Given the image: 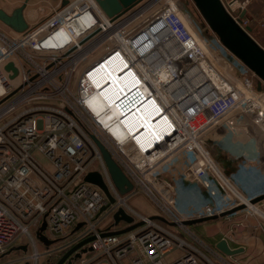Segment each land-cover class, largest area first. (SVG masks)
Segmentation results:
<instances>
[{
	"label": "built area",
	"instance_id": "obj_1",
	"mask_svg": "<svg viewBox=\"0 0 264 264\" xmlns=\"http://www.w3.org/2000/svg\"><path fill=\"white\" fill-rule=\"evenodd\" d=\"M147 1L112 20L95 0H71L22 33L0 28V264L9 252L25 246L38 261L37 232L45 222L49 240L86 226L71 248L94 236L84 246L92 250L81 252L72 264H244L238 255L220 252L187 222L241 205L264 216L251 203L257 196L248 194L226 168L230 157H243L242 169L264 165V124L259 120L264 119V86L259 89L255 81L261 80L218 38H211L240 76L230 71L171 0L141 28L127 32L125 23ZM221 1L246 27L241 14L252 0ZM158 25L155 37L147 35L142 47L163 36L165 45L181 49L176 56L164 57L154 49L153 57H144L148 51L137 40ZM108 61L113 68L125 64L117 73L122 88L97 112L89 99L109 88L96 85ZM10 63L17 74L7 69ZM191 85L197 94L185 97ZM141 113L144 118L159 113L150 119L154 130L137 129ZM114 125L126 135L114 133ZM97 142L132 181L133 191L120 193ZM242 146L255 153L235 156ZM95 171L115 198L103 212L107 195L85 180ZM187 193L191 204L198 203L189 212L181 208ZM133 194L146 197L157 213L133 207ZM120 208L133 223L115 225ZM139 223L126 233L105 235ZM19 234L27 236L29 246L15 244ZM55 252L57 262L66 253Z\"/></svg>",
	"mask_w": 264,
	"mask_h": 264
},
{
	"label": "water",
	"instance_id": "obj_2",
	"mask_svg": "<svg viewBox=\"0 0 264 264\" xmlns=\"http://www.w3.org/2000/svg\"><path fill=\"white\" fill-rule=\"evenodd\" d=\"M30 1L31 0H25V2L21 6L16 8L12 13H8L3 8H1L0 21L16 33H22L26 31L29 28V24L25 19L24 10L26 9ZM95 1L107 17L111 18L112 20H116L134 10L144 0ZM68 2L69 0H64L63 5H67ZM193 2L198 11L200 12L201 16L209 26L210 30L218 38L221 45L261 80L259 85V89H261V84L264 83V47L261 46L258 41L251 35V29L249 27H243L240 20L237 21L236 19H234V17L227 11L221 0H193ZM181 9L197 27V22L195 21L193 14L189 10V8H187L185 5H181ZM245 15L246 11H243L241 17H245ZM198 31L203 41L206 43L207 46L212 48L213 52L221 60V62L236 76H240V72L233 65H231L227 58L221 55L218 49L214 46L211 41V38H209L210 36L205 33V31L201 27H198ZM7 69H12L14 70L15 74H17V70L14 68L12 63L7 66ZM259 120L261 123L264 124V119L259 118ZM97 144L103 154L105 163L108 167L111 177L120 193L125 195L133 191L134 185L129 179V177L112 158L109 151H107L106 148L100 142H97ZM85 180L100 187L107 195L109 199V204L102 209V212L105 211L111 204L115 203V198L109 192L108 187L103 181V178L99 172L95 171L88 173ZM262 200H264V194L253 198L251 200V203L258 204ZM245 207V205H241L221 215L190 220L187 222V224L193 225L208 220L218 219L220 217L237 212L238 210H242ZM156 218L163 222L165 221V219L161 217ZM114 220L115 225H118L120 221H125L128 224L134 222V218L127 214L123 208H120L115 213ZM139 225H141V223L131 225L130 227L120 231L105 233V235L123 234L130 230H133ZM46 226V222L43 223L42 227L37 232V238L44 244L49 245L52 241H50L44 234ZM81 227L82 223H80L76 227V230H79ZM93 239L94 236L77 243L69 251H67L56 264H72L73 259L81 257V252H87L88 250H92L91 247L85 248L84 246L91 242ZM216 248L227 256L238 255L244 250L242 248H231L226 239H222L221 241H219L216 244ZM23 249H26V247H23ZM80 249L81 251H79ZM73 254L75 255L72 256Z\"/></svg>",
	"mask_w": 264,
	"mask_h": 264
},
{
	"label": "rangeland",
	"instance_id": "obj_3",
	"mask_svg": "<svg viewBox=\"0 0 264 264\" xmlns=\"http://www.w3.org/2000/svg\"><path fill=\"white\" fill-rule=\"evenodd\" d=\"M169 1V0H168ZM173 3L177 4L178 10H180L181 14L185 18V13L181 9V5H185L189 10L192 12L193 17L195 21L197 22V27L193 22L188 18V24L191 26V28L196 32V34L202 39L200 36V33L198 31V27H201L205 33H207L210 38H215L216 35L210 30L209 26L201 16L200 12L196 8L193 0H171ZM144 2V1H143ZM143 2H141L139 5H141ZM155 2V1H154ZM150 3L145 4L142 9ZM138 5V6H139ZM167 6L166 0H159L153 3L151 6H147L142 13L138 14L135 18L130 19L127 23H125L127 32H133L139 28H141L143 25L146 24L148 19L153 16L156 13H159L162 11L164 7ZM149 7V8H148ZM141 11V10H140ZM139 11V12H140ZM133 10L129 13H132ZM127 13V14H129ZM247 14L248 18L244 22V26L249 27L251 29V35L258 41V43L264 47V0H252L250 1L248 7H247ZM1 29H6L4 26L0 25ZM6 31V30H5ZM217 38V37H216ZM256 83L260 84L261 81L258 79L255 81ZM261 86H264L262 83ZM42 164L47 165V162H43ZM93 168L95 170L99 169V164L95 163L93 165ZM134 195V194H133ZM129 203L137 208L139 211L153 215L156 214V208L154 205L143 195H134L132 196L131 201ZM258 206L260 207V210L264 212L262 206H260V203H258ZM198 208V203L190 204L187 199H184V201L181 203V208L185 212H189L190 208ZM239 222L241 225L240 227H245L246 232L241 231V233H237L234 230H229L230 226L228 224ZM122 226V225H121ZM87 227L85 226L83 229L79 231V233L84 232ZM227 228V232H226ZM195 231L198 233L199 236L207 240V242L213 243L214 240H217L220 236L228 235L229 237H233L237 240L238 237L242 242L247 243V239L249 237H252L255 235L256 238H260V244H264V216L261 212H252L250 210H246L245 208L242 210H238V213L231 215V217H220L218 219L214 220H208L201 222L194 227ZM74 230V229H73ZM72 230V232H73ZM36 233V231H33ZM223 232V233H222ZM218 233L216 237L211 236V234ZM76 234H70L67 237L57 238V239H50L52 241L57 240L56 244L59 246L55 248L62 247H68L75 239ZM36 237V235H35ZM37 244L39 247V251L41 253V256L38 258V261L35 260L36 257H34V250H32L30 247L17 251H11L9 255L3 260L2 264H52L54 260L57 258V253L55 250H50L49 246H46L42 242H40L38 239ZM15 244H22V245H28L29 241L26 235L19 234L17 239L15 240ZM238 245L240 243H237ZM14 247V246H13ZM57 249V250H58ZM59 255V254H58ZM259 260V258H256ZM261 259V258H260ZM79 259L75 261L78 262Z\"/></svg>",
	"mask_w": 264,
	"mask_h": 264
},
{
	"label": "crops",
	"instance_id": "obj_4",
	"mask_svg": "<svg viewBox=\"0 0 264 264\" xmlns=\"http://www.w3.org/2000/svg\"><path fill=\"white\" fill-rule=\"evenodd\" d=\"M63 1L64 0H31L28 3L26 9L24 10L25 19L27 23L29 24V26L37 25L41 21L47 19L49 16L53 14L55 10H57L61 6H64ZM24 2L25 0H0V9L3 8L8 13H12L16 8L21 6ZM153 3H151V5ZM0 25L4 26L6 28L5 29L6 32H8L9 34L16 33L12 29L4 25L1 21H0ZM111 75H114V74L111 73ZM109 77L110 76L106 75L105 79H108ZM216 153L219 157H221L220 159L224 158L223 156L224 154L222 155L218 151H216ZM245 153L247 155L248 154L253 155L255 152L250 147L244 148L242 146L241 148L238 149L237 153H235V156H237L238 154L243 156ZM230 158L231 159H228L226 161L227 163L226 168L229 170V172L234 174V176L237 178V181L240 183L243 189L248 194L255 195V196H260L264 194V165L255 163L253 165L250 164L249 166L248 164L247 166L249 167H247L246 169H242L240 165L245 163L243 157H240L238 159H236L235 157H230ZM138 195H141V194H138ZM132 196L130 198V201L132 199ZM188 197H191V196H188V193L184 194L182 202L184 201V199H187V201L191 204L192 203L190 202L191 198H188ZM260 206H262L264 210V200L260 202ZM240 225L241 224L239 222L230 223L228 224V226H230L229 230L230 229L234 230L237 233L238 232L241 233V231L246 232V229H244L245 227H240ZM226 232H227V228H226ZM217 234L218 233H214V234H211V236L216 237ZM224 238L227 239L231 248L244 249L242 253L238 254V256L242 259V262L244 264H264V244H260L259 242L260 238H256L254 235L252 237H249L247 239V243H245V242H242V240H240L239 237H238L239 240H237L225 234V236H220L217 240H214L213 244H215L216 246V244ZM237 243H240V244L238 245ZM256 258H259V260H257Z\"/></svg>",
	"mask_w": 264,
	"mask_h": 264
},
{
	"label": "bare ground",
	"instance_id": "obj_5",
	"mask_svg": "<svg viewBox=\"0 0 264 264\" xmlns=\"http://www.w3.org/2000/svg\"><path fill=\"white\" fill-rule=\"evenodd\" d=\"M147 3H150V4H148V5H146L140 12H138L136 15H133L130 19H132V18H134V17H136L138 14H140V13H142L144 10H145V8L147 7V6H150L151 5V3H153V1H147ZM146 3V4H147ZM180 17L182 16L183 18H184V16L180 13V11H179V13H177ZM182 18V19H183ZM185 21H187L188 22V18L185 16ZM189 23V22H188ZM162 24V23H161ZM152 25V24H151ZM151 25H149V26H151ZM148 26V27H149ZM159 26L160 25H158V26H156V27H154L153 29H151V30H149L148 32H147V34H145V35H143L142 37H140V38H138V40H137V43L140 45V47H142V45L144 44V43H146L147 41L145 40V39H147V35L149 36V38H150V36L153 38V37H155V32H157L158 31V29L157 28H159ZM187 26H188V24H187ZM190 28H191V26H190ZM192 29V28H191ZM193 30V29H192ZM194 31V30H193ZM160 32V31H159ZM141 32H139L137 35H139ZM195 34H196V32H195ZM136 35V36H137ZM167 40L168 39H165V38H163V36L162 37H160V38H157L155 41H154V43L153 42H149L148 41V43L146 44V45H144L143 47H142V49H144V51L143 52H146V51H148L145 55H144V57L145 56H148L149 54L150 55H152V57L154 56V54H156L157 53V51H155V53H153V54H151L152 52H153V50L155 49V50H160L161 51V53H162V55H164V57H167L168 55H174V56H176V54H178L179 53V51H181V49L180 48H171V46H167V45H165V43L167 42ZM137 44V45H138ZM172 44V43H171ZM153 47V49L152 50H150L151 48ZM168 48H170V51H168L169 49ZM150 50V51H149ZM170 53V54H169ZM141 55V54H140ZM149 55V56H150ZM166 55V56H165ZM171 55H170V57H171ZM106 66H108V67H106ZM118 66V65H117ZM114 66V68H113V63H111V61H108V62H106L105 64H103V66H102V75L100 76V79L98 80V82L96 83V85L99 87V86H101L102 88H104V87H106V86H109V88L106 90V91H104V92H102L101 93V91L99 90V92H100V94H99V92H97V94H93V95H91V98L89 99L90 100V105H91V107L94 109V110H96L97 112L98 111H102V110H104V109H106L108 106H109V104H110V101L113 99H115V89H120V88H122L121 86H122V83H121V81L119 80V76H118V71L120 70H122L123 68H125V64L123 65V63L120 65V66ZM162 68V67H161ZM126 70V69H125ZM125 70H123V71H125ZM122 71V72H123ZM113 73L114 75H111V73ZM121 74V73H120ZM106 75H108V76H110L108 79H105V77H106ZM100 82V83H99ZM135 83H136V81H135ZM101 89V88H100ZM127 92V90L126 89H122V93H126ZM185 93H186V95H185V97H187L189 94L191 95V96H193L194 95V93H196L197 94V90L194 88V85H191L189 88H187V90L185 91ZM118 95V94H117ZM158 114L159 113H157V114H155L154 116H152V117H155V119L157 118V117H159L158 116ZM108 115H109V120H111L114 116H115V110L113 109V110H111L109 113H108ZM145 117V114H143V113H141V116H140V124H138V128L137 129H139V130H142L143 128H145V130H154V128H153V123L150 121V119L152 118V117H146V118H144ZM135 127H133L132 129H134ZM112 131L115 133V131H117V132H121L123 135H126V130L122 127V126H120V125H118V126H116V125H114L113 127H112Z\"/></svg>",
	"mask_w": 264,
	"mask_h": 264
},
{
	"label": "trees",
	"instance_id": "obj_6",
	"mask_svg": "<svg viewBox=\"0 0 264 264\" xmlns=\"http://www.w3.org/2000/svg\"><path fill=\"white\" fill-rule=\"evenodd\" d=\"M245 20H247V18H248V14L246 13V15H245ZM197 224H199V223H197ZM197 224H193V225H191V227L193 228V230L195 231V229H194V227H195V225H197ZM196 232V231H195ZM73 234H76L75 235V238H77L78 236H80V235H82L83 234V232H81V233H79V231H74L73 232ZM204 239V238H203ZM205 240V239H204ZM40 241V240H39ZM207 241V240H206ZM40 242H42V241H40ZM56 240L55 241H52L48 246L50 247V249H54V250H56L57 252H60V254H64L69 248H71V245H74L76 242H77V240L74 242H72L68 247H60L59 249L58 248H55V247H58L59 246V244L57 245L56 244ZM16 243V242H15ZM43 243V242H42ZM210 244H212L213 246H215V244H213V243H211V242H209ZM44 244V243H43ZM26 247V246H25ZM216 247V246H215ZM28 248V247H27ZM58 249V250H57ZM20 250H23V247H17V251H20ZM57 260H58V258H56L55 260H54V262L52 263V264H56V262H57Z\"/></svg>",
	"mask_w": 264,
	"mask_h": 264
},
{
	"label": "flooded vegetation",
	"instance_id": "obj_7",
	"mask_svg": "<svg viewBox=\"0 0 264 264\" xmlns=\"http://www.w3.org/2000/svg\"><path fill=\"white\" fill-rule=\"evenodd\" d=\"M10 253V252H9ZM24 264H28L27 262L26 263H24Z\"/></svg>",
	"mask_w": 264,
	"mask_h": 264
}]
</instances>
